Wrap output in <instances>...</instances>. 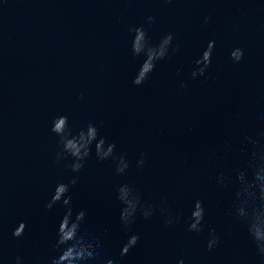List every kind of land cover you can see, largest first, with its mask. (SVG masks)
Listing matches in <instances>:
<instances>
[{"label":"water","instance_id":"obj_1","mask_svg":"<svg viewBox=\"0 0 264 264\" xmlns=\"http://www.w3.org/2000/svg\"><path fill=\"white\" fill-rule=\"evenodd\" d=\"M155 17L150 32L175 33L180 52L158 65L150 80L131 84L136 68L127 28ZM207 15L209 22L203 24ZM215 41L206 77L188 80L191 62ZM244 50L233 64L229 51ZM177 69H181L177 75ZM188 80L179 88L180 80ZM63 114L73 128L103 121L101 135L132 161L126 177L90 157L69 195L86 211L83 227L98 236L102 255L117 264H258L243 224L230 215L231 188L215 184L218 172L234 177L245 167V137L264 145V0H0V258L16 254L45 264L63 214L44 205L56 181L73 175L53 164L56 137L50 121ZM147 153L142 170L134 162ZM137 185L146 198L168 197L181 223L163 229L162 217L137 218V245L119 252L127 233L119 222L114 185ZM200 199L220 244L205 250V234L185 231ZM24 224L23 233L13 230Z\"/></svg>","mask_w":264,"mask_h":264},{"label":"clouds","instance_id":"obj_2","mask_svg":"<svg viewBox=\"0 0 264 264\" xmlns=\"http://www.w3.org/2000/svg\"><path fill=\"white\" fill-rule=\"evenodd\" d=\"M164 4H172L173 0H162ZM209 17L203 18V24L207 25ZM155 23V17L149 15L146 21L127 28V46L131 58L136 61L131 84L141 86L148 82L159 64L171 60L180 50L181 45L175 33L163 32L154 38L150 32ZM215 41L209 39L206 46L191 64L188 80H196L198 77H206V72L211 65ZM244 55V50L234 47L229 51L228 58L233 64L239 63ZM181 69H177L180 75ZM188 80L181 79L179 88L187 87ZM104 122L91 120L79 128H73L66 115L58 114L51 118L50 132L56 137V150L53 155V164L60 165L64 162V168L71 174L67 182L56 181L44 207L46 210L59 205L63 208L56 227L54 242L51 244L50 254L45 264H117L116 261L102 255V243L98 236L86 230V211L75 210L72 198L69 195L72 186L77 184L78 175L86 166L90 157L94 156L98 162H109L113 175L126 177L131 168L132 161L127 153L117 150L115 142L109 141L101 135L100 129ZM264 138V131L260 132ZM245 155L250 158L245 167L234 170V177L218 172L215 176V184L220 189L231 188L232 203L230 215L234 221L244 225L247 236L254 246L258 264H264V145L253 137H245ZM147 153L140 151L135 159L134 167L142 170L146 164ZM114 197L119 204V222L127 233V239L122 245L119 255L124 257L133 249L140 240V234L132 231V225L137 218L149 220L154 216L162 217V228H174L181 223L182 214L173 211L168 197L159 196L158 199L146 198L143 191L134 183L127 180L114 185ZM206 209L203 202L197 199L187 217L183 218L186 225L185 231L196 235L205 234V250L213 251L221 242L215 228L208 226L205 219ZM24 229L20 223L12 232L13 238H19ZM0 264H5L0 258ZM11 264H26L21 254H16L11 259ZM175 264H185L184 259H177Z\"/></svg>","mask_w":264,"mask_h":264}]
</instances>
